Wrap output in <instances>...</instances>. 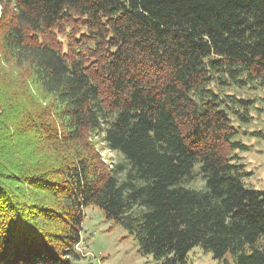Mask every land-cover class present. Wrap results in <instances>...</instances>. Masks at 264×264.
<instances>
[{
	"label": "trees",
	"instance_id": "16d2710c",
	"mask_svg": "<svg viewBox=\"0 0 264 264\" xmlns=\"http://www.w3.org/2000/svg\"><path fill=\"white\" fill-rule=\"evenodd\" d=\"M251 82L264 0H0V264L80 259L89 205L156 264L197 246L264 264V190L229 116L252 101L219 93Z\"/></svg>",
	"mask_w": 264,
	"mask_h": 264
},
{
	"label": "rangeland",
	"instance_id": "374dc122",
	"mask_svg": "<svg viewBox=\"0 0 264 264\" xmlns=\"http://www.w3.org/2000/svg\"><path fill=\"white\" fill-rule=\"evenodd\" d=\"M219 90L220 94H233L237 98L252 101L246 109L249 121H241L233 112H230L229 116L238 130L237 139L249 147L248 150L237 151L240 162L252 173L243 178V183L247 187L264 190V90L256 82L242 86L233 84ZM234 108L244 111L236 105ZM258 131L261 132L260 136L254 134ZM97 147L101 155L113 164L123 162L122 155L118 151L106 149L102 142H98ZM202 182L203 180L197 176L188 185L201 188ZM77 248L81 258L71 259V264L157 263L150 254H141L133 237L128 235L122 226L106 219L94 205H89L84 209L81 241ZM224 258L226 264H234L229 255ZM184 264H225V261L213 258L210 252L197 246L188 252Z\"/></svg>",
	"mask_w": 264,
	"mask_h": 264
},
{
	"label": "clouds",
	"instance_id": "9594fccd",
	"mask_svg": "<svg viewBox=\"0 0 264 264\" xmlns=\"http://www.w3.org/2000/svg\"><path fill=\"white\" fill-rule=\"evenodd\" d=\"M197 168H199V165H196ZM203 187V182L201 183V188ZM200 190V189H197Z\"/></svg>",
	"mask_w": 264,
	"mask_h": 264
}]
</instances>
